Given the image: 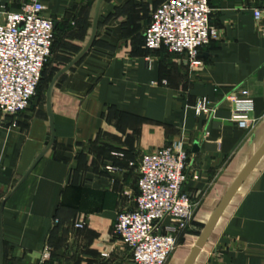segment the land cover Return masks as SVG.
<instances>
[{
	"label": "crops",
	"instance_id": "obj_1",
	"mask_svg": "<svg viewBox=\"0 0 264 264\" xmlns=\"http://www.w3.org/2000/svg\"><path fill=\"white\" fill-rule=\"evenodd\" d=\"M26 1L0 0V20ZM41 1L66 64L88 35L96 0ZM161 1H102L90 48L54 88L52 146L14 189L50 128L40 100L14 116L0 113L4 264H36L44 245L47 264H133L113 230L116 214L134 206L139 156L175 140L183 141L199 177L185 184L195 208L165 264H187L219 203L264 144V34L252 15L261 0H208L217 36L199 48L203 65L194 70L183 52L144 47L143 31ZM235 86L253 98L248 128L232 121V103L224 99ZM199 96L218 104L213 115L194 112ZM190 264H264V150Z\"/></svg>",
	"mask_w": 264,
	"mask_h": 264
},
{
	"label": "built area",
	"instance_id": "obj_2",
	"mask_svg": "<svg viewBox=\"0 0 264 264\" xmlns=\"http://www.w3.org/2000/svg\"><path fill=\"white\" fill-rule=\"evenodd\" d=\"M44 10L41 0H28L17 9L2 13L0 113L16 115L36 92L54 35L53 18ZM211 12L208 0H162L152 10L143 31L144 47L154 50L163 45L168 51L183 52L189 67L200 69L203 60L199 48L217 36V28L210 22ZM252 15L264 34V0L252 8ZM224 99L232 103V121L242 128L252 125L253 98L247 88L235 86ZM217 105L206 96H199L193 110L196 114L213 115ZM189 161L190 154L182 140L139 156L134 206L120 209L113 225L115 234L128 246L133 264H165L190 222L195 202L185 184L189 178L197 179L199 172L190 167ZM49 259V246L44 245L36 264H47Z\"/></svg>",
	"mask_w": 264,
	"mask_h": 264
},
{
	"label": "water",
	"instance_id": "obj_3",
	"mask_svg": "<svg viewBox=\"0 0 264 264\" xmlns=\"http://www.w3.org/2000/svg\"><path fill=\"white\" fill-rule=\"evenodd\" d=\"M103 0H96L93 8V14L91 18V25L88 31V35L81 47V49L62 67H60L51 77L45 93H44V107H45V112L47 115V120L49 124L50 131L47 134L44 142V146L42 150L35 156L34 160L30 163V165L26 168L24 173L20 176V178L17 180L16 184L13 186L12 189H14L24 178L25 176L29 173V171L33 168L35 163L43 156L47 151L50 149L52 146L53 140H54V120H53V111H52V95L54 88L59 80V78L68 70L70 69L75 63L78 62V60L86 53V51L90 48L96 31H97V26H98V19H99V10L100 6ZM197 144L194 143V148L197 149ZM264 150V144L259 148V150L254 154V156L251 158V160L246 164V166L242 169V171L239 173L221 202L219 203L218 207L214 211L211 219L209 220L208 224L206 225L204 231L202 232L200 238L198 239L196 246L193 248L190 258L187 262V264H190L191 261L194 258V255L196 254L198 248L202 245L203 241L205 240L209 230L211 229L213 223L215 222L217 216L225 206L226 202L230 198L231 194L234 192L236 189L237 185L239 182L242 180V178L245 176V174L248 172V170L251 168L252 164L254 161L257 159V157L261 154V152ZM5 201V198H3L1 205H0V264H4V243H3V230H2V219H1V214H2V207L3 203Z\"/></svg>",
	"mask_w": 264,
	"mask_h": 264
},
{
	"label": "rangeland",
	"instance_id": "obj_4",
	"mask_svg": "<svg viewBox=\"0 0 264 264\" xmlns=\"http://www.w3.org/2000/svg\"><path fill=\"white\" fill-rule=\"evenodd\" d=\"M55 41L56 40L54 38L48 58L43 65L41 78L38 83L36 92L32 96L27 107L33 101L40 100V102H44V93L51 77L57 71V69L68 60L69 56L66 54V50L62 47L61 44H58Z\"/></svg>",
	"mask_w": 264,
	"mask_h": 264
},
{
	"label": "trees",
	"instance_id": "obj_5",
	"mask_svg": "<svg viewBox=\"0 0 264 264\" xmlns=\"http://www.w3.org/2000/svg\"><path fill=\"white\" fill-rule=\"evenodd\" d=\"M53 32H54V30H53ZM54 38H55V36L53 35V40H54ZM53 42V41H52ZM42 74V73H41ZM40 81V80H39ZM38 86V85H37Z\"/></svg>",
	"mask_w": 264,
	"mask_h": 264
}]
</instances>
